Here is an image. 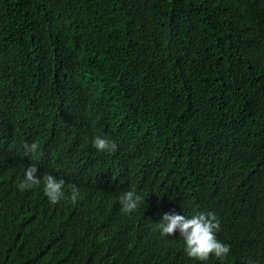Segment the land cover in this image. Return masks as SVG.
Listing matches in <instances>:
<instances>
[{"label":"trees","instance_id":"1","mask_svg":"<svg viewBox=\"0 0 264 264\" xmlns=\"http://www.w3.org/2000/svg\"><path fill=\"white\" fill-rule=\"evenodd\" d=\"M200 212L222 261L160 234ZM0 264H264V0H0Z\"/></svg>","mask_w":264,"mask_h":264},{"label":"clouds","instance_id":"2","mask_svg":"<svg viewBox=\"0 0 264 264\" xmlns=\"http://www.w3.org/2000/svg\"><path fill=\"white\" fill-rule=\"evenodd\" d=\"M92 146L99 152H114L116 143L107 137L97 135L92 140ZM39 145L36 142L24 145L28 153H35ZM39 168L30 164L24 172V178L17 185L20 191L30 189L35 185L43 183L45 196L51 204H57L64 196L65 181L52 174L43 177L38 175ZM79 189L71 187V199L75 201L79 196ZM145 197L134 188L123 192L119 197L121 212L130 214L135 211ZM221 221L214 212H200L191 217L181 214L165 213L158 222V228L162 236H168L170 244L177 242L173 234H178L184 245L186 255L198 262H207L210 257L223 260L230 252V245L220 241L217 233L220 231ZM174 239V240H173Z\"/></svg>","mask_w":264,"mask_h":264}]
</instances>
